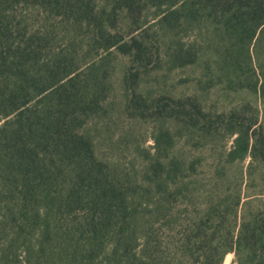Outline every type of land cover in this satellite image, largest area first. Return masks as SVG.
I'll list each match as a JSON object with an SVG mask.
<instances>
[{"label": "trees", "instance_id": "obj_1", "mask_svg": "<svg viewBox=\"0 0 264 264\" xmlns=\"http://www.w3.org/2000/svg\"><path fill=\"white\" fill-rule=\"evenodd\" d=\"M227 255L264 264V0H0V264Z\"/></svg>", "mask_w": 264, "mask_h": 264}, {"label": "rangeland", "instance_id": "obj_2", "mask_svg": "<svg viewBox=\"0 0 264 264\" xmlns=\"http://www.w3.org/2000/svg\"><path fill=\"white\" fill-rule=\"evenodd\" d=\"M129 64L127 63V60H124L122 58H119L117 63H116V72L114 78H118L120 76V72L124 69L127 68ZM165 75V74H164ZM162 72H153L152 75L149 77L145 78H162L164 76ZM183 76L182 72H172L169 75H166V78H170L169 83L170 84H175L176 81H178V78H181ZM153 83H151L152 85ZM118 96L120 94L117 92L116 93ZM118 99V97H117ZM127 124V122H126ZM130 126V129H132L133 133L138 136V141L141 146L148 147L152 145V141L150 140V133H151V125L148 123H143V122H132L128 123ZM232 262V255L229 258H225L223 264H231Z\"/></svg>", "mask_w": 264, "mask_h": 264}, {"label": "bare ground", "instance_id": "obj_3", "mask_svg": "<svg viewBox=\"0 0 264 264\" xmlns=\"http://www.w3.org/2000/svg\"><path fill=\"white\" fill-rule=\"evenodd\" d=\"M229 257H231V255H227V256H226V259L229 258Z\"/></svg>", "mask_w": 264, "mask_h": 264}]
</instances>
